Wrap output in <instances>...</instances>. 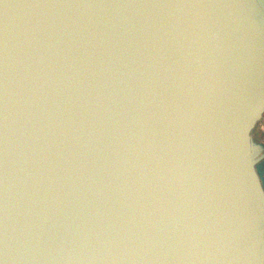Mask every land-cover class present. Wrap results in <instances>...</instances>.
Returning a JSON list of instances; mask_svg holds the SVG:
<instances>
[{"label": "water", "instance_id": "obj_1", "mask_svg": "<svg viewBox=\"0 0 264 264\" xmlns=\"http://www.w3.org/2000/svg\"><path fill=\"white\" fill-rule=\"evenodd\" d=\"M0 264H264V0H0Z\"/></svg>", "mask_w": 264, "mask_h": 264}]
</instances>
